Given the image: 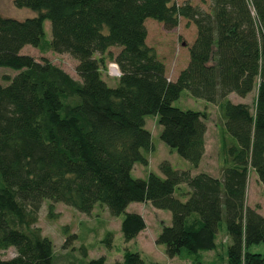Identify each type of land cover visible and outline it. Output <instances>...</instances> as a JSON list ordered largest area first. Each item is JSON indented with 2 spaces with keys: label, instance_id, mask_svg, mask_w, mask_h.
Returning <instances> with one entry per match:
<instances>
[{
  "label": "trees",
  "instance_id": "16d2710c",
  "mask_svg": "<svg viewBox=\"0 0 264 264\" xmlns=\"http://www.w3.org/2000/svg\"><path fill=\"white\" fill-rule=\"evenodd\" d=\"M12 2L36 13L22 19L0 13V66L15 71L0 83V250L14 251L0 264H52L51 243L36 226L44 200L85 214L96 203L111 216L123 213L124 241L145 227L126 206L149 202L170 213L154 239L166 256L184 252L188 264H215L198 256L220 250L224 224L222 264H264V252L249 250L264 241V217L245 200L250 171L264 189V0H209L205 7L188 0ZM180 16L194 24L195 35L185 65L168 78L145 42L143 21L151 17L171 28ZM24 44L68 53L78 78L20 52ZM106 60L119 69L112 86L100 74ZM183 88L218 102V176L190 172L204 153L206 126L202 111L171 104ZM251 90V106L227 99ZM146 115L157 117L159 139L190 169L161 160L160 176L130 175L135 163L147 165L152 150ZM111 238L107 232L102 241L109 247ZM83 264L106 263L100 255ZM117 264L144 262L124 249Z\"/></svg>",
  "mask_w": 264,
  "mask_h": 264
},
{
  "label": "rangeland",
  "instance_id": "374dc122",
  "mask_svg": "<svg viewBox=\"0 0 264 264\" xmlns=\"http://www.w3.org/2000/svg\"><path fill=\"white\" fill-rule=\"evenodd\" d=\"M177 3L183 0H175ZM192 4H199L205 7L209 0H188ZM0 13L22 19L36 13L27 6H15L12 0H0ZM146 28L145 42L152 46L157 56L163 61L165 74L168 78H173L177 71L183 67L187 61V45L195 35L194 24L179 17L178 22L171 28H164L161 22L154 18H144ZM44 31L43 38H50V24L47 19L42 20ZM183 43V44H182ZM116 48H112L115 50ZM20 52L32 55L35 59L46 58L50 62L58 65L74 78H78L74 67L77 60L66 52H56L48 47H35L24 44ZM112 60H106L104 66L100 67L101 77L110 86L116 84V75L109 74L108 65ZM114 63V62H113ZM15 71L8 66H0V83L5 84L7 77ZM227 99L232 103H246L252 105L254 90H251L245 98L235 93H229ZM180 109H191L202 111L205 115L204 124L206 126V152L201 159L199 169L216 171L219 167V148L221 145V132L218 118V102L209 103L201 98H196L183 88L178 98L171 103ZM144 126L150 133L152 150L147 155V165L135 163L130 171L132 177L145 178L147 172L161 175L158 170V163L167 160L175 169H190L189 163L180 157L174 150L168 148L160 139V126L155 115L144 117ZM246 204L255 207L264 217V189L256 180V175L252 171L247 177ZM125 211L136 212L144 220L145 227L129 241H124L119 229L120 220L123 213L117 216L108 214L105 207L95 204L89 214L77 211L71 206L60 202H49L44 200L37 212V222L41 234L45 236L52 246V264H83L90 258L102 255L106 264H117L121 259L122 251L137 252L144 264H187L191 257L186 253L168 257L164 253L163 245L154 242L162 225L170 222V213L164 209H157L149 202H130ZM224 228V224L222 227ZM107 232H111L112 238L108 247L103 238ZM73 236L69 238L70 236ZM222 239V238H221ZM84 249L85 255H82ZM251 252H264V241L251 245ZM14 255L11 248L0 250L2 259L10 258ZM225 256V248L213 253L198 256L202 260L222 264Z\"/></svg>",
  "mask_w": 264,
  "mask_h": 264
},
{
  "label": "crops",
  "instance_id": "0c3cea01",
  "mask_svg": "<svg viewBox=\"0 0 264 264\" xmlns=\"http://www.w3.org/2000/svg\"><path fill=\"white\" fill-rule=\"evenodd\" d=\"M201 1V0H200ZM246 97V95L244 96V97H242V99L243 98H245ZM205 133H206V130H205ZM205 133H204V153H203V155L201 156V158H200V160H199V162H198V165H197V167H195V168H191L190 169V172L192 173V174H194V173H196V172H198V171H203V172H206V173H208V174H210V175H212V176H218V174H219V167L217 168V170L216 171H211V170H202V169H199V167H200V163H201V159H202V157L204 156V154H205V152H206V138H205ZM246 186H247V183H246ZM181 187H184L183 185H181ZM245 200H246V190H245ZM127 212H131V211H127ZM136 213V212H135ZM140 215V214H139ZM263 216V215H262ZM223 229L224 228H221V233H223ZM220 233V235H218L217 236V238H216V243H218V241H219V239H220V249H222V247L224 246V243H225V240H226V237L223 235V234H221ZM222 238V239H221ZM207 253H213V252H206V253H202V254H206L207 255ZM189 262H187V264H188Z\"/></svg>",
  "mask_w": 264,
  "mask_h": 264
},
{
  "label": "built area",
  "instance_id": "2783aa9c",
  "mask_svg": "<svg viewBox=\"0 0 264 264\" xmlns=\"http://www.w3.org/2000/svg\"><path fill=\"white\" fill-rule=\"evenodd\" d=\"M108 68H109L108 70L109 74L116 75V76L119 75V69L115 62L114 63L109 62Z\"/></svg>",
  "mask_w": 264,
  "mask_h": 264
},
{
  "label": "water",
  "instance_id": "95a60500",
  "mask_svg": "<svg viewBox=\"0 0 264 264\" xmlns=\"http://www.w3.org/2000/svg\"><path fill=\"white\" fill-rule=\"evenodd\" d=\"M182 44H183V43H182ZM207 63H209V64H210V63H212V62H211L210 60H208V61L206 62V64H207Z\"/></svg>",
  "mask_w": 264,
  "mask_h": 264
}]
</instances>
